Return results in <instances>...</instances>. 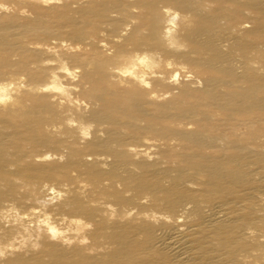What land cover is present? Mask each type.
Wrapping results in <instances>:
<instances>
[{
  "label": "bare ground",
  "instance_id": "6f19581e",
  "mask_svg": "<svg viewBox=\"0 0 264 264\" xmlns=\"http://www.w3.org/2000/svg\"><path fill=\"white\" fill-rule=\"evenodd\" d=\"M0 264H264V0H0Z\"/></svg>",
  "mask_w": 264,
  "mask_h": 264
}]
</instances>
